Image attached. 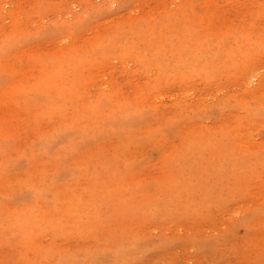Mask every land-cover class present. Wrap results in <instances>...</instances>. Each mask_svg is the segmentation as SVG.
<instances>
[{"label":"rangeland","instance_id":"rangeland-1","mask_svg":"<svg viewBox=\"0 0 264 264\" xmlns=\"http://www.w3.org/2000/svg\"><path fill=\"white\" fill-rule=\"evenodd\" d=\"M0 264H264V0H0Z\"/></svg>","mask_w":264,"mask_h":264},{"label":"bare ground","instance_id":"bare-ground-1","mask_svg":"<svg viewBox=\"0 0 264 264\" xmlns=\"http://www.w3.org/2000/svg\"><path fill=\"white\" fill-rule=\"evenodd\" d=\"M158 9V8H157ZM159 10H160V8H159ZM161 11V10H160ZM206 100V99H205ZM241 206V205H240Z\"/></svg>","mask_w":264,"mask_h":264}]
</instances>
